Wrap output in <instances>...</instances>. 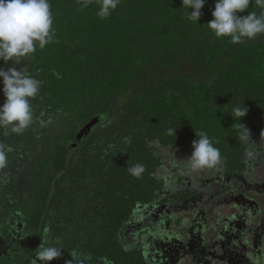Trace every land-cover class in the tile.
I'll return each mask as SVG.
<instances>
[{"label": "trees", "instance_id": "trees-1", "mask_svg": "<svg viewBox=\"0 0 264 264\" xmlns=\"http://www.w3.org/2000/svg\"><path fill=\"white\" fill-rule=\"evenodd\" d=\"M49 2L53 42L0 61L40 81L33 123L0 127L12 149L0 169V212L12 215L0 264L26 251L27 214L41 231L31 264L42 245L60 249L48 264H264V34L216 38L214 0L198 24L181 0H120L104 19L99 0ZM248 11L260 13L256 0L238 15ZM242 102L246 142L229 115ZM200 131L221 160L193 171ZM137 163L140 178L128 172Z\"/></svg>", "mask_w": 264, "mask_h": 264}, {"label": "clouds", "instance_id": "clouds-1", "mask_svg": "<svg viewBox=\"0 0 264 264\" xmlns=\"http://www.w3.org/2000/svg\"><path fill=\"white\" fill-rule=\"evenodd\" d=\"M92 0H82V7L87 8ZM120 0H99L100 7L97 16L108 18L115 10ZM186 9V17L198 24L205 0H181ZM252 0H214L211 12L212 19L207 22L208 28L216 38L230 37L231 43H242L245 39L253 40L258 34H264V0H256V6L261 9L248 11L247 15H238L249 9ZM192 11L189 12L188 9ZM49 0H0V61L13 58L28 57L37 50L43 49L53 42V14ZM0 91L5 100L0 105V127L9 129L12 133L20 134L27 129L34 119L29 98H35L40 89V81L23 69L0 67ZM248 109L243 104H237L229 114L238 120L240 139L248 141L250 132L241 122L247 115ZM177 128H169L168 134L175 137ZM7 135V132L5 133ZM198 139L192 141V152L187 158L191 170L215 168L221 153L215 147L205 131L195 133ZM10 146L0 143V169L7 167ZM145 166L137 163L128 168L135 178H140ZM60 255V249L55 246H41L37 253L40 264L48 262Z\"/></svg>", "mask_w": 264, "mask_h": 264}, {"label": "rangeland", "instance_id": "rangeland-1", "mask_svg": "<svg viewBox=\"0 0 264 264\" xmlns=\"http://www.w3.org/2000/svg\"><path fill=\"white\" fill-rule=\"evenodd\" d=\"M76 142H73L72 144H75ZM233 149H231L230 154L233 152ZM65 153L62 151V154ZM63 156V155H62ZM59 157L58 163L63 160V157ZM62 162V161H61ZM13 210H11L12 212ZM3 213V211H2ZM0 212V229L3 230L2 233H7L8 232V228L9 225H11L9 222H11L12 219V215L10 214V219L8 217V215H4ZM33 215H29L27 214L26 219L28 222V225L26 226V232H29L28 234V239L29 242L27 243V247H26V251L23 252L22 254V258L17 262L18 264H31L30 263V259H31V255L32 252L35 251L38 248V239L41 236V231H40V225L38 223V219L36 217V219H32ZM129 259H133V258H129Z\"/></svg>", "mask_w": 264, "mask_h": 264}, {"label": "water", "instance_id": "water-1", "mask_svg": "<svg viewBox=\"0 0 264 264\" xmlns=\"http://www.w3.org/2000/svg\"><path fill=\"white\" fill-rule=\"evenodd\" d=\"M97 117H94L93 119H91L89 122H87L81 129L80 131L77 133L76 138L77 141H79L82 137H84L92 128V126L96 123ZM76 145V143L74 144Z\"/></svg>", "mask_w": 264, "mask_h": 264}]
</instances>
